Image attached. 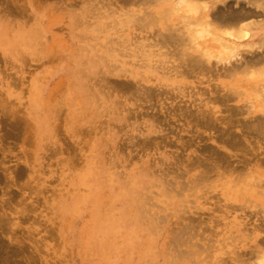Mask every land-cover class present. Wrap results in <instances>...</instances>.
I'll return each instance as SVG.
<instances>
[{"label":"rangeland","instance_id":"rangeland-1","mask_svg":"<svg viewBox=\"0 0 264 264\" xmlns=\"http://www.w3.org/2000/svg\"><path fill=\"white\" fill-rule=\"evenodd\" d=\"M117 1L0 0V264H264V0ZM237 7L258 13L212 21ZM90 168L141 188L127 260L72 204Z\"/></svg>","mask_w":264,"mask_h":264},{"label":"bare ground","instance_id":"bare-ground-1","mask_svg":"<svg viewBox=\"0 0 264 264\" xmlns=\"http://www.w3.org/2000/svg\"><path fill=\"white\" fill-rule=\"evenodd\" d=\"M110 1V0H109ZM115 1H117V0H115ZM123 1V0H122ZM128 0H124V2H127ZM133 1V0H132ZM131 1V2H132ZM135 1V0H134ZM138 1V0H137ZM163 1V0H162ZM166 1V0H165ZM168 1V0H167ZM188 1V0H187ZM191 1H194V0H191ZM252 1V0H251ZM250 1V2H251ZM117 2H119V1H117ZM129 2V1H128ZM189 2V1H188ZM188 2H186L187 4H188ZM37 3V2H36ZM130 3V2H129ZM128 3V4H129ZM135 3V2H134ZM190 4H191V2H189ZM12 4V3H11ZM11 4H10V6H11ZM121 4V3H120ZM174 4V3H173ZM177 4V3H176ZM190 4H188V5H190ZM193 4H197V1H196V3H195V1H194V3ZM125 5H127V4H125ZM124 5V6H125ZM178 5V4H177ZM176 5V6H177ZM185 5V4H184ZM199 5V4H198ZM264 5V4H263ZM16 6V5H15ZM18 6V5H17ZM123 6V5H122ZM121 6V7H122ZM123 6V7H124ZM172 6V5H171ZM173 6H175V5H173ZM191 6V5H190ZM193 6V5H192ZM196 6V5H195ZM200 6V5H199ZM202 6V5H201ZM226 6H228V5H226ZM253 6V5H252ZM19 7H20V5H19ZM18 7V8H19ZM188 7V6H187ZM194 7V6H193ZM198 7V6H197ZM196 7V8H197ZM228 7H230V6H228ZM22 8V7H21ZM20 8V9H21ZM173 8H175V7H173ZM200 8V7H199ZM239 7H237V10H228V11H224V10H222V11H215L216 13H214V15H213V20L212 21H215V22H217V23H236V22H238V21H240V20H242V19H245L247 16H250V15H257V13L258 12H256V11H254V10H242V9H238ZM244 8V7H243ZM165 9V8H164ZM221 9V8H220ZM225 9V8H224ZM228 9V8H227ZM233 9H235V8H233ZM247 9V8H246ZM15 10V9H14ZM168 10H169V8H168ZM197 10L199 11V9L197 8ZM212 10V9H211ZM8 11V10H7ZM9 11H11V10H9ZM201 11V10H200ZM15 12H16V10H15ZM173 12V11H172ZM176 12V11H175ZM11 13V12H10ZM14 12H12V14H13ZM143 13V12H142ZM145 13V12H144ZM169 13H171V12H169ZM16 14H18V12L16 13ZM147 14V13H146ZM212 14V13H211ZM136 15V14H135ZM140 15V14H139ZM167 15H169L168 14V12H167ZM182 15V14H181ZM186 15V14H185ZM196 15H199V14H196ZM208 15H210V14H208ZM19 16V15H18ZM78 16V14H76V17ZM106 16V15H105ZM104 16V17H105ZM162 16H164V15H162ZM165 16H166V14H165ZM164 16V17H165ZM20 17V16H19ZM103 17V16H102ZM159 18H161L160 16H158ZM211 17H212V15H211ZM210 17V18H211ZM251 17V16H250ZM99 18V17H98ZM98 18H97V20H98ZM163 18V17H162ZM167 18H168V16H167ZM196 18V17H195ZM194 19V18H193ZM198 19V18H197ZM206 20H204L205 21V23L206 24H210V22L208 21V18H205ZM164 20H166L165 18H164ZM210 20V19H209ZM264 20V19H263ZM75 21V20H74ZM96 21V20H95ZM77 22V21H76ZM164 22V21H163ZM242 22V21H241ZM126 23V22H125ZM194 23V22H193ZM202 24H203V22H201ZM201 23H199L200 25H201ZM212 23V22H211ZM77 24H79V22L77 23ZM188 24H189V22H188ZM190 24H192V23H190ZM169 25V24H168ZM168 25H166V26H168ZM171 25V24H170ZM194 25V24H193ZM197 25V24H196ZM195 25V26H196ZM215 25V24H214ZM213 24H212V26L213 27H216V26H214ZM183 25H181V27H182ZM198 26V25H197ZM210 26V25H209ZM225 26H227L226 24H225ZM169 27V26H168ZM191 27V26H190ZM206 26H204V28H205ZM177 27H175V29H176ZM192 28V27H191ZM190 28V29H191ZM211 28V27H210ZM96 29H98V28H96ZM180 29H182V28H179L178 29V32H179V30ZM187 29V28H186ZM189 29V28H188ZM238 29V28H237ZM94 30H95V28H94ZM93 30V31H94ZM169 30V32H170V29H168ZM172 30V29H171ZM183 30H184V27H183ZM204 30V29H203ZM211 30V29H210ZM221 30V29H220ZM223 30H224V28H223ZM232 30H235V29H232ZM181 31V30H180ZM209 31V30H208ZM168 32V31H167ZM167 32H166V35H167ZM222 32H224V31H222ZM235 32V31H234ZM237 32H238V30H237ZM165 33V32H164ZM176 34L174 35V33H173V35L174 36H178V34H177V32H175ZM181 34H184V33H182V32H180ZM190 33H194L193 31H191ZM197 33V32H196ZM195 33V34H196ZM241 32L239 31V34H240ZM157 34H160L161 35V32H159V33H157ZM199 34V33H198ZM209 34V33H208ZM221 34H223V33H221ZM225 34V33H224ZM236 34H238V33H236ZM238 34V35H239ZM242 34V33H241ZM163 35V34H162ZM169 35H170V33H169ZM172 35V34H171ZM194 35V34H193ZM231 35H232V32H231ZM179 36H182V35H180L179 34ZM185 36V35H184ZM187 36H188V34H187ZM245 36H246V34H245ZM163 37H165V36H163ZM168 37V36H167ZM83 38V37H82ZM180 39V38H179ZM187 39H190V38H187ZM191 40V39H190ZM189 40V41H190ZM2 44V43H1ZM251 45H252V43H251ZM262 45H264V44H262ZM3 46H5V45H3ZM10 46H12V47H10V48H13V47H15V43H12V44H10ZM1 48H2V50L5 52V53H7L6 52V49L4 48V47H2V45H1ZM41 49V48H40ZM167 50V49H166ZM169 50V49H168ZM257 50H258V48H257ZM134 51H136V50H134ZM256 51V50H255ZM20 52V51H19ZM251 52V51H250ZM258 51H256L255 53H257ZM53 54H54V52H53ZM60 54V53H59ZM251 54V53H250ZM258 54V53H257ZM261 54V53H260ZM148 55H149V53H148ZM3 56L4 57H6L4 54H3ZM54 56H56V55H54ZM58 56V55H57ZM61 56V55H60ZM257 56V57H256ZM255 56V58H254V60L255 61H260V60H263L264 59V56L263 55H256ZM45 57H46V55H45ZM62 57V56H61ZM250 57H252V56H250ZM48 58H50V57H48ZM52 59H58V57L56 58H53V56H52ZM48 60H50V59H48ZM91 60V59H90ZM206 60H207V58H206ZM186 61V60H185ZM194 61V60H193ZM248 61V60H247ZM254 61V62H255ZM9 62V61H8ZM164 62V61H163ZM165 62H167V61H165ZM188 62V61H187ZM189 62L191 63V61L189 60ZM249 62H250V60H249ZM257 62V64H259ZM263 62H264V60H263ZM184 63H186V62H184ZM253 63V62H252ZM192 64H194V63H192ZM191 64V65H192ZM254 64V63H253ZM173 65V64H172ZM186 65V64H185ZM190 65V64H189ZM80 66H81V60L80 59H78V60H76L75 59V57L73 58V60H69V63L68 64H66V67H65V70L67 71V72H71V73H73V75H75V73H76V71L75 70H79V68H80ZM171 66V65H170ZM175 68V67H174ZM176 68H177V66H176ZM175 68V69H176ZM86 74H88V71H87V69H86ZM73 75H67L66 77H74ZM61 80V79H60ZM68 83L70 84V85H72V84H74V80L73 81H68ZM69 84H67V87H69V88H71L70 86H69ZM124 86V85H123ZM129 86H130V84H129ZM131 86H132V84H131ZM130 86V87H131ZM63 87V86H62ZM128 87V86H127ZM126 88V87H125ZM89 89V88H88ZM131 89V88H130ZM66 91L68 92V96H66L65 94H63V95H65L66 97H64L63 99H65V98H67V101H70V105H71V107L73 108V110H80V114L81 113H86V115L87 116H89V117H93L94 115H95V111H94V108H93V105H91V104H89V103H87V102H83V101H81V99L78 97V94L76 93V94H74L73 96L71 95V93H69L70 91H71V89H66ZM55 92V91H54ZM153 91H151V93H152ZM150 93V92H149ZM152 94H154V92L152 93ZM148 95V94H147ZM195 113V112H194ZM186 114V113H185ZM202 114V113H201ZM184 115V114H183ZM187 115V114H186ZM186 115H185V117H186ZM200 116H202V115H199L198 117H200ZM197 117V118H198ZM193 118V117H192ZM257 117H255V119H256ZM185 119V118H184ZM194 119V118H193ZM196 119V118H195ZM254 119V118H253ZM260 119V118H259ZM263 119V118H262ZM198 120H199V118H198ZM201 120H202V117H201ZM261 120V119H260ZM259 120V121H260ZM193 121V120H192ZM194 121H196V120H194ZM204 121V120H203ZM250 121H252V120H250ZM254 121V120H253ZM256 121H258V119L256 120ZM187 122V121H186ZM198 122V121H197ZM186 124V123H185ZM243 126H245V125H243ZM243 128V127H242ZM248 128V127H247ZM264 128V127H263ZM261 129V128H260ZM224 130V129H223ZM226 131H227V129H225ZM258 131V130H257ZM261 131H262V129H261ZM225 132V131H224ZM258 132H260V131H258ZM264 132V131H263ZM261 133V135H262V132H260ZM259 134V133H258ZM223 135V134H222ZM257 135V134H256ZM264 135V134H263ZM262 135V136H263ZM220 136V135H219ZM258 137L260 136V135H257ZM263 139V138H262ZM226 156V155H225ZM198 158V157H197ZM193 159V158H192ZM200 159V158H199ZM195 160V159H194ZM197 160V159H196ZM223 160H225V158L223 159ZM245 160V159H244ZM263 160V159H262ZM229 161V160H228ZM247 161V160H246ZM260 161V160H259ZM197 162V161H196ZM230 162V161H229ZM229 162H228V164H229ZM248 162V161H247ZM262 162V161H261ZM199 163H200V161H199ZM198 163V164H199ZM203 163V162H202ZM231 163V162H230ZM197 164V163H196ZM200 165H202V164H200ZM224 165V164H223ZM236 166V165H235ZM188 167V166H187ZM228 167H230V165L228 166ZM194 168V167H193ZM227 168V167H226ZM233 168V167H232ZM231 168V169H232ZM236 168V167H235ZM234 168V169H235ZM237 168H238V166H237ZM212 169V168H211ZM230 169V168H229ZM206 170H208V168L206 169ZM238 170V169H237ZM239 170H242V169H239ZM167 171V170H166ZM215 171V170H214ZM232 172H233V170H231ZM230 171V172H231ZM210 172V171H209ZM88 173L89 174H92V175H94V181H92V182H90L87 178H86V175H84V177H80L79 178V180H78V182L81 184V185H84V186H86L87 188H88V194L86 195V196H84V197H80V196H78V197H76V199L74 200V202H72V204H75V201L78 203V204H80V203H86V202H88V205H87V207L85 208V210H84V214H88V220H89V224L91 225V228H94V229H98V231L101 233L102 231L100 230V229H102V227H104V229H105V225H107L108 226V229H109V231H111L112 233L109 235V245L110 246H112V245H114V247H113V252H112V255H111V257H113V259L114 260H116V259H122V258H124V259H128L129 258V253H130V251L131 250H137L138 252H140V246H139V244H140V242H141V231H142V227H139L137 224L138 223H141V219H140V213H141V206H142V202H141V188H139V189H137V188H131L132 190H126L124 187H121V186H118L117 187V185H115L114 183H112V181H111V179H109V178H107V177H101L102 175L100 174H98L97 172H95L94 170H92L91 168L89 169V171H88ZM208 173V172H207ZM210 173H212V172H210ZM241 173V172H240ZM213 174V173H212ZM221 174V173H220ZM210 174H208V176H209ZM228 175V174H227ZM231 175V174H230ZM230 175H228V176H230ZM100 177V178H97V177ZM232 176V175H231ZM203 177V176H202ZM199 178H201V177H199ZM204 178V177H203ZM233 178V177H232ZM257 178V177H256ZM255 177H254V179H256ZM207 179V178H206ZM235 179V178H234ZM189 180H190V178H189ZM235 180H237V179H235ZM239 180V179H238ZM197 181V180H196ZM199 181H200V179H199ZM184 182V181H183ZM222 182H223V180H222ZM254 182V181H253ZM259 182H260V179H259ZM236 183V182H235ZM261 183V182H260ZM259 183V184H260ZM180 184H181V181H180ZM195 184V183H194ZM201 184V183H200ZM249 184V183H248ZM252 184V183H251ZM254 184H255V182H254ZM253 184V185H254ZM264 184V183H263ZM262 184V185H263ZM184 185V184H183ZM220 185V184H219ZM250 185V184H249ZM255 186H257L256 184H255ZM259 186V185H258ZM191 187V186H190ZM189 187V188H190ZM260 187V186H259ZM178 188H181V187H179L178 186ZM185 187H183V189H184ZM137 189V190H136ZM182 189V188H181ZM184 190H186V189H184ZM191 190H192V188H191ZM193 192V191H192ZM257 192V191H256ZM259 192V191H258ZM182 193V192H181ZM179 194H180V192H179ZM188 194V193H187ZM186 194V195H187ZM261 194V193H260ZM176 195H177V192H176ZM191 195V194H190ZM208 198V197H207ZM189 200V199H188ZM145 202V201H144ZM148 202V201H147ZM189 202V201H188ZM206 202V201H205ZM227 205V204H226ZM234 206V205H233ZM233 206H230L231 208L230 209H232V207ZM236 206V205H235ZM226 207V206H225ZM227 207H229V206H227ZM239 208V207H238ZM237 208V209H238ZM103 210L104 212V215L103 216H101L100 215V210ZM235 209V208H234ZM76 213L77 214H79L80 212L79 211H77L76 210ZM98 213H99V215H98ZM197 213V212H196ZM166 214H168V213H166ZM199 214V213H198ZM203 214V213H202ZM161 215V214H160ZM164 218V217H163ZM182 218V217H181ZM155 219V218H154ZM190 219V218H189ZM197 219V218H196ZM193 220H195V218L193 219ZM191 222V221H190ZM195 222V221H194ZM126 223L127 224H129L130 226H131V224H133L134 225V227H136V228H138V229H134V230H136V232L132 229V228H130V227H127L126 226ZM176 223V222H175ZM192 223H193V221H192ZM104 224V225H103ZM181 225H182V223H180ZM196 224H198L197 222H196ZM199 225H200V223H199ZM203 225V224H202ZM195 226V225H194ZM83 227V226H82ZM132 227V226H131ZM179 227V226H178ZM181 227V226H180ZM179 227V228H180ZM185 227V226H184ZM188 227H190V226H188ZM196 228H197V226H195ZM203 227V226H202ZM201 227V228H202ZM169 229V228H168ZM178 229V228H177ZM187 229V228H186ZM176 230V229H175ZM180 230H181V228H180ZM185 230V229H184ZM183 230V231H184ZM193 230V229H192ZM209 230V229H208ZM178 231V230H177ZM176 231V232H177ZM182 230H181V232H183ZM185 232H187V230H185L184 231V233ZM190 232V231H189ZM194 232V231H193ZM173 233H175V232H173ZM178 234H179V232H177ZM181 234V233H180ZM189 234V233H188ZM194 234H197V233H194ZM174 235V234H173ZM176 235V234H175ZM191 235V234H190ZM170 236V235H169ZM172 236V235H171ZM180 236H183V234H181V235H179V237ZM187 236V235H186ZM197 236V235H196ZM116 237H118V243L117 242H114L115 241V239H116ZM176 237H178V235H176ZM183 237H185V236H183ZM189 236H187L186 238H188ZM191 237H192V235H191ZM193 238V237H192ZM195 238V237H194ZM177 239V238H176ZM181 239V238H180ZM184 239V238H183ZM183 239H182V241H183ZM181 241V240H180ZM180 241H177V242H180ZM186 241H187V239H186ZM190 240L188 239V242H189ZM196 241V240H195ZM166 242V241H165ZM184 242V241H183ZM191 242V241H190ZM167 243V242H166ZM191 243H193V242H191ZM197 243V242H196ZM180 244H182V243H179V246H180ZM184 244V243H183ZM186 244V243H185ZM195 244V243H194ZM175 245H178V244H175ZM190 245H193V244H190ZM189 245V246H190ZM205 245V244H204ZM206 245H207V243H206ZM209 245V244H208ZM98 246H100L99 244H98ZM167 246V245H166ZM188 246V245H187ZM199 246H200V244H199ZM198 246V247H199ZM192 247V246H191ZM194 247V246H193ZM197 247V246H196ZM202 247V246H201ZM200 247V249L199 250H201L202 248ZM209 247V246H208ZM129 248V249H128ZM172 248V247H171ZM166 249H167V247H166ZM174 249V248H173ZM179 250H180V248H178ZM205 249H206V247H205ZM213 249V248H212ZM177 250V249H176ZM197 251L196 252H198V248L196 249ZM183 251H185V250H183ZM202 251V250H201ZM207 251V250H206ZM166 252V251H165ZM180 252H182V250L180 251ZM204 253H205V251H203ZM237 252V251H236ZM246 252V251H245ZM186 253V252H185ZM188 253H190V251L189 252H187V256H188ZM194 253V252H193ZM202 252H200V254H201ZM251 253V252H250ZM249 253V254H250ZM179 254V253H178ZM239 254V253H238ZM252 254V253H251ZM255 254V253H254ZM165 255H167L166 253H165ZM184 256L186 255V254H183ZM180 256V255H179ZM190 256H191V254H190ZM198 256V255H197ZM177 257H178V255H177ZM204 257V256H203ZM235 257H236V255H235ZM181 258V257H180ZM179 259V258H178ZM186 259H187V257H186ZM203 259V258H202ZM169 261H166V260H162V261H160L158 264H178V262H177V260L176 259H174V258H169L168 259ZM190 260V259H189ZM188 260V261H189ZM199 259H197V261H198ZM191 261V260H190ZM196 261V260H195ZM197 261H196V263H197ZM194 262V261H193ZM191 263V262H190ZM189 263V264H190ZM200 262H198V264H199ZM209 264V263H208Z\"/></svg>","mask_w":264,"mask_h":264}]
</instances>
